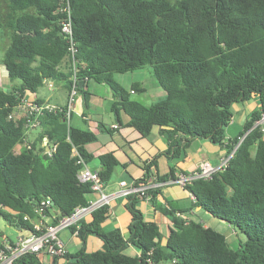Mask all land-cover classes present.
<instances>
[{
    "label": "trees",
    "instance_id": "16d2710c",
    "mask_svg": "<svg viewBox=\"0 0 264 264\" xmlns=\"http://www.w3.org/2000/svg\"><path fill=\"white\" fill-rule=\"evenodd\" d=\"M66 6L77 80L108 85L121 97L117 110L127 116L126 125L140 137L158 126L168 144L163 153L170 159L184 155L194 138L224 145L228 153L237 137L248 133L223 170L185 187L194 207L227 221L245 236L237 247L211 227L183 219L184 210L158 204L153 190L150 202L170 219L167 235L157 223L144 220L136 207L138 197L129 195L126 234L118 228L101 229L108 217V207L102 206L92 212L90 222H80L76 235L82 247L66 252L64 264H264V133L252 127L264 112V0H0V37L6 34L8 40L2 64L13 83L8 93L0 90V218L27 234L32 226L23 217L39 218L35 210L45 199L51 204L44 214L53 223L86 204L92 193L88 183L77 179L79 166L71 156L75 147L89 159L84 145L95 139L92 132L71 127L61 112H44L37 135L15 152L30 128L23 117L8 118L26 93H35L44 81H63L70 87L69 43L61 32ZM63 60L66 72L58 69ZM145 66L152 68L165 92L149 106L128 99L112 77ZM253 96L259 108L237 137L225 143L231 105ZM99 161L98 173L106 183L119 162L111 152ZM152 166L144 164L145 176L135 182H143ZM88 235L99 237L102 248L85 251ZM129 245L138 254L127 253ZM19 263L42 264L36 254L14 264Z\"/></svg>",
    "mask_w": 264,
    "mask_h": 264
},
{
    "label": "crops",
    "instance_id": "0c3cea01",
    "mask_svg": "<svg viewBox=\"0 0 264 264\" xmlns=\"http://www.w3.org/2000/svg\"><path fill=\"white\" fill-rule=\"evenodd\" d=\"M7 44L6 34H2L0 37V90L6 93L10 91L13 85L2 64V55ZM58 69L66 72L68 69L67 61L63 60ZM112 77L126 90L128 99L137 101L145 106H149L163 99L165 96L164 90L155 80L151 67L145 66L124 73H113ZM44 84L46 86V95H42L38 88L35 93H26L24 98L63 107L67 101L68 85L63 81L52 80H46ZM49 84H51L50 88ZM133 84H137V89H132L131 86ZM81 90V92L78 91L71 107L68 125L82 131L92 132L95 135L93 141L84 145V149L90 156L86 161L90 169L96 171L101 169L99 157L103 154L111 152L117 158L119 165L114 168L110 179L104 183L107 192L117 190L120 187L121 181L130 184L144 178V164L147 163H152L153 166L150 168L149 174L144 181L150 182L155 178L168 177L171 168H173V175L181 171L191 172L197 168L201 161L208 160L212 164H217L227 154V148L224 145L214 144L206 139L194 138L185 149L184 155L170 159L169 156L163 153L167 149L168 144L167 140L159 134V127L153 126L146 137H140L137 131L126 125L128 121L127 116L120 109L117 110L121 105L117 104L116 101H120L121 97L114 95L108 85L88 79L82 81ZM250 100L251 102L248 104H241L243 106L242 115L246 116L244 122L253 110L259 108V101L256 96H253ZM246 106L248 107L247 111L244 110ZM235 111H237L236 108ZM234 123L235 115H232L226 129ZM114 124L117 125L116 128L112 127ZM37 126L30 127V130H27L23 142L15 145V152H18L22 147L27 145L29 140H32L37 135L39 129ZM241 130L237 131L238 133L234 135L228 134L227 130L224 139L225 143H229L237 137ZM176 138L179 139V136ZM43 144H46V140L43 141ZM156 190L155 200L167 209L185 211L187 208L193 206L194 199L191 194L177 184L164 185ZM94 197H96V193L90 195V198ZM126 201L125 197H117L111 201L108 206V217L101 224L103 231L107 232L118 228L123 236L126 234L131 220V214L126 208ZM136 207L142 212L144 220L157 223L161 233L163 235L168 234L170 219L162 212L156 210L150 200L138 198ZM197 208L193 206V208H190V212L195 213ZM180 216L183 219H189L186 216V212ZM43 219L50 221L49 216H45ZM90 220L91 217H86L83 221L88 223ZM13 232L14 236L12 239V236L10 237L2 232L0 244H3L6 240L12 241L18 235H26V233H22L17 228H14ZM58 236L68 254L75 253L81 249V240H75L78 236L72 234L70 229L59 231ZM102 246L103 242L99 237L95 235H88L86 237L85 251L91 252L102 248ZM128 250L131 252L129 254H138V250L131 245L126 248V251ZM37 257L42 264H53L54 262V257L46 253L37 254ZM56 259V264H64L66 261L64 257H56Z\"/></svg>",
    "mask_w": 264,
    "mask_h": 264
},
{
    "label": "built area",
    "instance_id": "2783aa9c",
    "mask_svg": "<svg viewBox=\"0 0 264 264\" xmlns=\"http://www.w3.org/2000/svg\"><path fill=\"white\" fill-rule=\"evenodd\" d=\"M62 10L66 12V16L63 18L61 23V32L69 43L67 60L70 63L71 70L73 72L71 76V84L68 90L67 101L66 104L61 107L47 102L23 98L18 106H16V108L9 114L8 118L17 119L23 117L28 121L29 128L38 125V118L44 112H61L64 115L66 123L69 124L71 107L78 93L79 81L75 75L76 48L74 46L72 36L71 18L68 6L64 7ZM50 87L51 84H49V88ZM112 127L116 128L117 125L114 124ZM252 127H257L264 133V112H261L260 117L253 122ZM247 133L248 130L237 137V141L232 150L222 157L217 164H212L210 161L204 160L201 161L197 168L193 171H181L165 180L155 178L150 182H132L130 184H126L125 181H121L120 187L113 192H107L105 190V184L101 180L98 171L90 169L83 156L75 147H73L71 156L76 158V164L79 166L77 170V179L80 182L88 183L91 192L96 193V197H89L86 204L75 207L70 214L60 216L53 223L43 219L46 216L44 214V209L47 208L51 202L48 198L42 201L41 205L35 210L36 214L40 216L39 218L32 220L27 216L23 217L24 220H29L32 226V231L26 235H18L12 241L6 240L2 247H0V264H14L17 260L27 254L37 255L40 253H46L51 257H63L66 253V249L58 236L59 231L75 227V230L71 233L76 235L77 229L82 220L86 217H90L94 210L102 206L108 207L111 201L117 197L126 198L129 195H135L138 198L150 200L151 191L161 188L164 185L177 184L185 188L187 185L192 184L196 180L211 179L215 173L226 167L228 160L231 158L238 145L243 141ZM45 140L46 139L44 138L43 141Z\"/></svg>",
    "mask_w": 264,
    "mask_h": 264
},
{
    "label": "rangeland",
    "instance_id": "374dc122",
    "mask_svg": "<svg viewBox=\"0 0 264 264\" xmlns=\"http://www.w3.org/2000/svg\"><path fill=\"white\" fill-rule=\"evenodd\" d=\"M150 67V66H147ZM47 84V83H45ZM45 84L43 86H41L38 90H40L42 95H46V86ZM249 102H251V100H247L244 102H237L231 105V113L232 115H235V123L233 125H230V127L228 126V129H226V134H227V130H228V134H232L234 135L235 133H238L237 131H239L240 129H242V123L244 122V119L246 116H243L242 113V108L243 106L241 104H248ZM235 104L236 107H235ZM235 108L237 109V111H235ZM248 107L246 106V108L244 110L247 111ZM179 186V185H178ZM190 208H193V206H191ZM190 208H187L185 210L186 212V216L189 217V219H194L199 221L203 226L206 227H211L212 229L216 230L217 232L223 234L227 241L230 243L231 247H237L239 244V241H244L245 240V236L240 233V232H234V228L225 220H222L219 217H216L214 215H212L210 212L206 211L203 208L198 207L197 211L195 213H191L190 212ZM0 230L6 234L9 235L11 237V239L14 236V228L10 227L6 221H4L2 218H0ZM25 234V232H22ZM80 239L79 237L75 238V240ZM127 253H131L129 250L126 251ZM46 262V260H45ZM19 264H23V263H19ZM168 264V263H165Z\"/></svg>",
    "mask_w": 264,
    "mask_h": 264
},
{
    "label": "water",
    "instance_id": "95a60500",
    "mask_svg": "<svg viewBox=\"0 0 264 264\" xmlns=\"http://www.w3.org/2000/svg\"><path fill=\"white\" fill-rule=\"evenodd\" d=\"M81 86H82V81H79V87L81 88ZM46 149L49 150V147H46Z\"/></svg>",
    "mask_w": 264,
    "mask_h": 264
}]
</instances>
